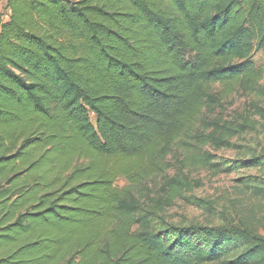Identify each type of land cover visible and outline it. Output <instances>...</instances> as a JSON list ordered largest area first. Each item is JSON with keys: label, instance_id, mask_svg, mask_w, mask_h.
Listing matches in <instances>:
<instances>
[{"label": "trees", "instance_id": "trees-1", "mask_svg": "<svg viewBox=\"0 0 264 264\" xmlns=\"http://www.w3.org/2000/svg\"><path fill=\"white\" fill-rule=\"evenodd\" d=\"M4 4L0 264H264L247 226L167 227L157 211L199 186L190 174L237 169L213 151L264 128V0ZM236 92L243 113L215 115ZM238 183L264 200L263 177Z\"/></svg>", "mask_w": 264, "mask_h": 264}, {"label": "rangeland", "instance_id": "rangeland-1", "mask_svg": "<svg viewBox=\"0 0 264 264\" xmlns=\"http://www.w3.org/2000/svg\"><path fill=\"white\" fill-rule=\"evenodd\" d=\"M0 14L7 20L8 13L4 1L0 2ZM251 59L262 72L260 84L264 87V51L254 52ZM216 90L219 91L220 87H216ZM223 99L222 107L215 115L229 121L236 120L238 115L243 113L247 99L237 92ZM213 155L224 166L234 164L238 168L216 176L208 171L190 174L189 178L199 181V186L185 191L171 206L157 209L158 222L167 227L247 226L264 236V200L251 196L249 192L241 189L238 183V180L243 178H264V171L259 167H239L245 162L264 156V128L258 127L256 131L233 139L230 148L213 151ZM167 160L172 159L169 157ZM173 174V169L168 172V176ZM159 183L161 178L146 183L152 190V196L157 193ZM116 185L121 188L125 182L119 179Z\"/></svg>", "mask_w": 264, "mask_h": 264}, {"label": "built area", "instance_id": "built-area-1", "mask_svg": "<svg viewBox=\"0 0 264 264\" xmlns=\"http://www.w3.org/2000/svg\"><path fill=\"white\" fill-rule=\"evenodd\" d=\"M1 1H5V0H0V2H1Z\"/></svg>", "mask_w": 264, "mask_h": 264}]
</instances>
